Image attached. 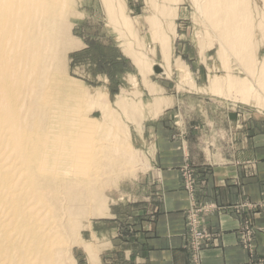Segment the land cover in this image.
<instances>
[{"label": "rangeland", "instance_id": "1", "mask_svg": "<svg viewBox=\"0 0 264 264\" xmlns=\"http://www.w3.org/2000/svg\"><path fill=\"white\" fill-rule=\"evenodd\" d=\"M104 1L106 4V0H64L60 3L63 10L58 8L59 4L57 9L41 5L31 11L30 21L35 19L36 14L46 13L54 19L55 31V20L63 24L60 38L68 44L63 52L57 53L56 48H51L52 53L46 51L49 29L43 24L35 25L34 22L18 19L7 27L15 37L25 39L28 35L33 41L30 49L20 46L11 53L21 57L25 62L22 68L30 72L28 78L21 79L22 68H14L9 79L10 85L21 86L25 91L24 106L35 110L36 103L29 105L32 99L41 98L44 88L62 84L58 87L65 95L53 97L52 107L61 104L65 107L62 113L65 122L56 123L54 131H62L68 138H84L90 141L91 146L82 149L81 161L68 167L67 176L59 179V199L47 203L44 211L48 212L50 224L34 220L27 209L17 210L15 206L3 211V216L13 219L12 228L17 236L14 240L19 244H23L28 237V234L26 237L22 235V231L37 225L56 232L54 237L59 248H49V252L45 253L46 263L49 264H111L109 237L115 236L120 242L132 237L148 210L159 203H154L149 195L155 189V185H151L153 179L161 175L159 171H152L149 163L155 153L153 146L150 148L145 144V127L166 119L167 129L171 125L174 131L170 137L172 142H178L181 150L184 147L187 149L189 144L198 153H202L198 148L202 143L207 148L216 151L219 148L225 153L235 151L245 142L249 145L257 137L259 145H264L261 138L264 136V98L260 97L257 105H245L228 90L222 94L209 91L213 78L225 80L231 76L250 80L251 83L260 78V72L264 71V0H248L252 52L247 66L252 69L251 73L239 65V58L230 53L222 59L219 57L217 34L209 29L194 0H123V18L130 21L132 38L120 25L123 20L117 18L118 13L113 16L111 11L109 18V8ZM4 5L0 8L1 17L8 12L9 7L4 8ZM152 16L173 37L171 70L166 74L161 70L162 67L163 70L168 69L160 55L159 45L147 40L151 30L148 20ZM117 19L120 20L118 24ZM128 47L148 61L151 68L145 74L146 80L157 95H152L145 87L137 67L124 53ZM49 56L50 60L47 59ZM54 59H60V63L55 64ZM176 65L180 72L176 70ZM55 73L57 77H54ZM187 75L189 83L185 84ZM156 96L166 98L172 104L158 117L148 116L144 110ZM117 100L136 104L139 115L143 113L140 120L126 117L115 105ZM53 115L52 118L57 117V113ZM52 118H49V124L56 119ZM23 120V124H28L25 121L32 120L31 113H25ZM67 126L74 129L72 134L66 132ZM49 135L52 133L47 131L46 136ZM105 144L109 146V159L106 152L103 159L93 165L82 162L96 155L99 147ZM124 146H127L125 150ZM122 149L133 158L129 164L123 162L126 163L124 172L119 169L123 166L120 157ZM189 161L187 157L180 167L179 176L182 181L180 191L186 202L182 241L190 264H200L202 253L220 239L219 229L207 224L210 214L218 210L222 214L228 211L236 216L240 225L238 241L253 259L251 264H264V256H259L256 250V237L264 231L254 223V219L264 214V189L259 200L243 201L228 209L200 201L197 196L202 186L200 178L210 171L196 169ZM242 169L243 178L255 177L260 171ZM27 191L22 190L21 202L28 201L32 196ZM33 206L36 209L41 207L31 202L30 207ZM62 213L65 215H62L63 218ZM6 239L7 235L0 232V243ZM115 256L121 264L120 254Z\"/></svg>", "mask_w": 264, "mask_h": 264}, {"label": "bare ground", "instance_id": "2", "mask_svg": "<svg viewBox=\"0 0 264 264\" xmlns=\"http://www.w3.org/2000/svg\"><path fill=\"white\" fill-rule=\"evenodd\" d=\"M63 1L0 0V8L4 4V8L9 7L7 14L3 17L0 16V34H3L0 37V232L7 235L6 241L0 243V264H49L46 263L47 257L45 253L49 252V248L55 250L59 248L58 241L54 237V233L56 232H49L47 230L48 227L37 225L32 229L29 228L22 231V235L26 237L28 234V237L23 244H19L14 240V236L16 235L14 228H12L11 220L13 219L9 220L5 214L6 217L3 216V211L5 208L9 211L15 206L17 210L27 209L34 220H38L42 224H50V217H47L48 212L44 211L47 203L59 199L61 188L59 179L62 176H67L69 172L67 168H71L79 163L81 161L80 156L83 154L82 149L90 146V141H86L84 138L77 139L76 136L68 138L63 135L64 132L54 131L56 123L60 124V121L65 122V119L62 117L65 107L62 104L55 108L52 107L53 100L55 99L53 97L60 96V94L65 95V92L58 87V85L62 86V84L57 83V85L44 88L41 98L38 96L32 99L29 105L36 103L35 110H30L31 107L24 106L23 102L26 98V93L23 88L9 84V79L14 73L13 69H20L25 65L21 57L11 55V53L16 51L20 46L30 49L33 41L29 39L28 35L25 39L18 36L15 37L12 31L7 30L9 29L7 27L11 26L12 22L18 19L34 22L35 25L43 24L49 29L46 38V51L52 53L51 48H56L57 53L59 51L63 52L68 46L67 42L60 38V30L63 29V24L55 20V31L53 28L54 19L47 16L46 13L41 15L36 14L35 19L30 21L32 19L31 11L35 7L49 5V8L57 9V6ZM194 1L199 12L206 18L209 29L215 31L217 34L215 38L220 44L219 57L222 59L230 53L236 59L239 58V65L244 66L251 73L252 69L247 66V59L250 60L252 52V21L248 9V0ZM104 5L107 6H105L106 8H109V10L107 9L108 14L110 12L109 18H111V11H113V16L118 13L117 16H119L117 18L123 20L120 25L131 37L133 29L129 23L130 21L123 18L125 16L124 1L106 0V4L104 1ZM58 8L63 10V4H60ZM57 16L56 18H58ZM152 18L149 19L151 30L147 40L151 44L156 43L159 45L160 55L168 69L163 70L164 68L162 67L161 70L166 74L171 70L169 65H171L173 37L166 33L153 16ZM110 22L112 21L110 20ZM118 22L120 20L116 23L118 24ZM36 45L39 46L38 41ZM124 53L126 56L128 55L137 67L145 87L148 88L152 95H157L153 86H150L146 80L145 74H148L151 68L148 61L129 47L125 49ZM50 57L47 59L50 60ZM54 57L52 56V58ZM54 63L59 64L60 59H54ZM223 64L225 66V63ZM175 68L180 72L177 65ZM20 70H17V72L20 71L19 77L21 79L30 76L29 71H26L24 68ZM54 77H57L56 73ZM224 79L213 78L210 80V93L222 94L228 90L237 96V101L239 100L245 105H257V103L259 104L260 97L264 98V94L261 92V89L264 90V71L260 72V78L256 83H251L250 80L246 79H234L231 76H227ZM184 82L185 84L189 83L188 75L184 79ZM68 94H70L69 91ZM118 100L115 105L121 108L122 113L126 117H131L133 121L140 120L139 118H141L140 116L143 113L139 115V108L136 104H127V102H120ZM169 105V100L156 96L152 102L148 103L144 111H146L148 116L152 115V117H155ZM25 113H31L32 116L31 121H25L28 124H23ZM56 113L57 117L55 116ZM52 114H54V118L51 117ZM138 115L139 117H137ZM49 118H52V120L56 119L54 121L50 120L52 123L49 124ZM63 125L66 126L65 124ZM69 128L67 126L66 132L72 134L74 129ZM47 131H50L52 135L46 136ZM126 147L124 146V150ZM124 150L122 149L120 156L123 159L121 163L126 162L129 164L133 161V158L130 155L128 156ZM106 152V157L109 159V146L105 144L99 147L96 155L82 162H89L90 165H93L103 159ZM126 163H123V166L119 167L121 172H124ZM25 189L32 196H30L28 201L21 202L22 190ZM31 202L40 204L41 207L39 209L42 210L36 209V206L30 207ZM56 264H61V262H56Z\"/></svg>", "mask_w": 264, "mask_h": 264}, {"label": "crops", "instance_id": "3", "mask_svg": "<svg viewBox=\"0 0 264 264\" xmlns=\"http://www.w3.org/2000/svg\"><path fill=\"white\" fill-rule=\"evenodd\" d=\"M207 120L210 123V119ZM145 128V144L150 148L153 146L155 153L149 163L152 171H159L161 175L153 179L151 185H155V189L149 195L153 197L154 203H159L148 210L132 237L125 238L123 242L115 236L109 237V261L118 264L115 254H120L121 264H190L182 241L186 202L180 191V167L189 157V162L196 169L210 171L204 177L201 175L202 186L198 199L228 209L243 201H257L261 198L264 189V145H259L257 137L249 145L245 142L237 146L235 151H226V154L219 148L216 151L202 143L198 146L202 153H198L189 144L187 149L184 147L181 150L178 142H172L170 137L174 131L171 125L170 130L167 129L166 119ZM261 138L264 139V136ZM242 167L260 171L255 177L250 175L243 178ZM257 218L254 219L256 227L264 231V214ZM207 222L210 227L219 229L220 239L215 240L214 246L202 253L200 264L253 263L247 250L239 244L237 233L240 225L232 212L222 214L220 210L214 211ZM256 238V250L259 256H264V233L258 234Z\"/></svg>", "mask_w": 264, "mask_h": 264}]
</instances>
